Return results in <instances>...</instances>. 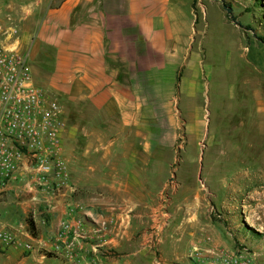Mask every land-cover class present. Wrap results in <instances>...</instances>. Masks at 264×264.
I'll return each instance as SVG.
<instances>
[{
	"label": "crops",
	"instance_id": "obj_1",
	"mask_svg": "<svg viewBox=\"0 0 264 264\" xmlns=\"http://www.w3.org/2000/svg\"><path fill=\"white\" fill-rule=\"evenodd\" d=\"M7 1L11 8L20 3L33 82L60 93L68 103V136L83 131L85 141L54 208L27 195L17 202L18 214L37 207L35 233L29 229L35 247L10 246L0 251V264H196L189 249L197 244L198 223H174L176 211L159 231L161 255L152 252L156 202L147 182L157 149L174 141L171 131L168 140L163 131L158 135L156 103L149 100L172 95L178 66L189 58L193 0ZM28 18L36 23L26 24ZM69 202L78 205L74 216L87 225V235L71 248L57 238ZM2 203L0 208L9 207ZM1 214V225L19 220L17 213L6 219Z\"/></svg>",
	"mask_w": 264,
	"mask_h": 264
},
{
	"label": "rangeland",
	"instance_id": "obj_2",
	"mask_svg": "<svg viewBox=\"0 0 264 264\" xmlns=\"http://www.w3.org/2000/svg\"><path fill=\"white\" fill-rule=\"evenodd\" d=\"M8 2L0 0V44L29 50L20 3ZM193 11L189 58L178 66L177 86L169 97L149 100L156 103L158 135L168 140L171 131L174 141L157 149L148 187L168 221L176 211L174 223H198L197 244L189 249L196 264H264V0H193ZM44 89L68 118L67 101ZM62 141L70 177L78 167L74 156L84 154V132L69 137L65 130ZM9 195L0 198L9 206L0 208L2 219L38 216L29 207L18 214L25 196ZM163 246L159 234L152 247L157 258Z\"/></svg>",
	"mask_w": 264,
	"mask_h": 264
},
{
	"label": "built area",
	"instance_id": "obj_3",
	"mask_svg": "<svg viewBox=\"0 0 264 264\" xmlns=\"http://www.w3.org/2000/svg\"><path fill=\"white\" fill-rule=\"evenodd\" d=\"M65 130L64 110L58 98L32 80L29 51L0 44V198L10 193L18 197L28 194L30 201L47 210L55 207L56 195L69 184L63 156ZM170 185H175L173 180ZM77 207L76 203H66L68 216L61 219L57 234L69 248L76 238L87 235L86 223L74 216ZM28 209L37 207L30 205ZM166 215L161 208L152 211L153 245ZM29 219L34 220L26 216L13 226L0 224V251L10 246L34 249Z\"/></svg>",
	"mask_w": 264,
	"mask_h": 264
},
{
	"label": "trees",
	"instance_id": "obj_4",
	"mask_svg": "<svg viewBox=\"0 0 264 264\" xmlns=\"http://www.w3.org/2000/svg\"><path fill=\"white\" fill-rule=\"evenodd\" d=\"M223 5L226 7L227 16L229 18H231L232 20H234L235 17L234 16L232 17V15L230 14V11H231L230 6L226 2H224ZM261 38H264V37H261ZM178 79H179V76H177V81H178ZM176 86H177V84H176ZM28 221H29V229H30V231L32 233H35V222H34V220L33 219H29Z\"/></svg>",
	"mask_w": 264,
	"mask_h": 264
}]
</instances>
